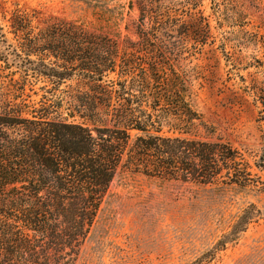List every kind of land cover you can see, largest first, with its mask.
<instances>
[{"label": "trees", "instance_id": "16d2710c", "mask_svg": "<svg viewBox=\"0 0 264 264\" xmlns=\"http://www.w3.org/2000/svg\"><path fill=\"white\" fill-rule=\"evenodd\" d=\"M71 1L92 10L98 27L60 19L39 34L27 32L24 74L54 88L36 100L33 85L0 84V264H76L123 167L203 185L253 182L264 190L235 149L198 139L200 129L214 132L194 109L196 80L177 70L185 52L167 54L166 41L144 31V19L138 42L107 32L109 0ZM166 1L138 0L143 18ZM164 19L175 22L170 14ZM19 22L32 24L24 16ZM208 40L195 39L202 46ZM73 81L77 89L57 97ZM255 168L264 175V155ZM257 214L255 206L245 210L217 249L236 241Z\"/></svg>", "mask_w": 264, "mask_h": 264}, {"label": "rangeland", "instance_id": "374dc122", "mask_svg": "<svg viewBox=\"0 0 264 264\" xmlns=\"http://www.w3.org/2000/svg\"><path fill=\"white\" fill-rule=\"evenodd\" d=\"M109 10L112 27L103 22L107 32L138 42L144 19V31L163 38L167 54L186 53L177 70L196 80L194 109L214 132L200 129L198 139L231 146L252 178L264 181L255 168L264 155V0H168L144 18L138 0H109ZM169 14L174 23L160 21ZM22 16L32 24L21 25ZM60 19L98 27L93 11L71 0H0V84L33 85L36 100L43 88H54L24 74L30 68L27 32L39 34L46 23ZM204 36L208 44H197ZM189 52L197 55L190 58ZM77 87L76 81L67 82L55 94L60 98ZM26 95H32L29 89ZM256 184L241 188L222 179L203 185L120 168L76 264H264V190ZM251 206L258 214L247 230L217 249Z\"/></svg>", "mask_w": 264, "mask_h": 264}]
</instances>
